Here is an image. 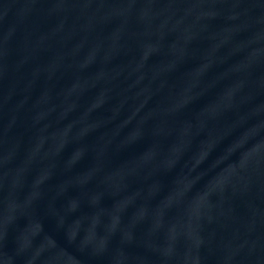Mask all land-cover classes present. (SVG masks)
I'll list each match as a JSON object with an SVG mask.
<instances>
[{
    "label": "water",
    "instance_id": "obj_1",
    "mask_svg": "<svg viewBox=\"0 0 264 264\" xmlns=\"http://www.w3.org/2000/svg\"><path fill=\"white\" fill-rule=\"evenodd\" d=\"M0 264H264V0H0Z\"/></svg>",
    "mask_w": 264,
    "mask_h": 264
}]
</instances>
